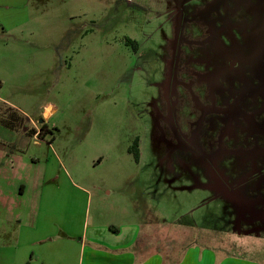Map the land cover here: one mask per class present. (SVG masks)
<instances>
[{
	"label": "rangeland",
	"instance_id": "374dc122",
	"mask_svg": "<svg viewBox=\"0 0 264 264\" xmlns=\"http://www.w3.org/2000/svg\"><path fill=\"white\" fill-rule=\"evenodd\" d=\"M0 82L19 134L52 131L0 164V264H80L125 221L176 260L264 264V0H0Z\"/></svg>",
	"mask_w": 264,
	"mask_h": 264
},
{
	"label": "crops",
	"instance_id": "0c3cea01",
	"mask_svg": "<svg viewBox=\"0 0 264 264\" xmlns=\"http://www.w3.org/2000/svg\"><path fill=\"white\" fill-rule=\"evenodd\" d=\"M6 102V101H5ZM45 118H49L50 113L44 111ZM30 119V118H29ZM46 119L41 123H46ZM35 120L31 119L30 122L35 124ZM8 134L0 138L3 148L0 147V164L3 160L10 158L14 155L17 165L13 169V175H19L20 166L23 167L24 161L22 155L19 153L23 151L31 141V138L37 136H30L26 132H14L7 128ZM48 136V135H47ZM42 139V138H41ZM52 140V139H51ZM9 142L10 151L6 149L5 143ZM51 144V141L49 142ZM8 155H7V154ZM13 153V154H12ZM12 154V155H11ZM0 165V175L2 170ZM22 176V175H19ZM13 177V176H12ZM11 184V183H10ZM5 182V185H10ZM25 191V185L22 184L21 192ZM0 184V204L11 208L14 204L13 196L8 193ZM109 226V227H107ZM138 224L131 221L123 223H112L110 225L95 224V227L83 235V240L79 249V263L80 264H236L233 260H223L218 262L215 256L211 253L204 251L199 254L194 248H188L185 256L176 260L175 253L167 254L159 249L161 248L160 237L159 243L155 246L150 240H145V235L141 231ZM150 237V235H146ZM142 238H144L142 240ZM89 242V244H87ZM170 249V248H169ZM171 252V251H170ZM167 254V255H166ZM213 260V261H210ZM215 259V260H214ZM240 264V263H238Z\"/></svg>",
	"mask_w": 264,
	"mask_h": 264
},
{
	"label": "trees",
	"instance_id": "16d2710c",
	"mask_svg": "<svg viewBox=\"0 0 264 264\" xmlns=\"http://www.w3.org/2000/svg\"><path fill=\"white\" fill-rule=\"evenodd\" d=\"M126 41L127 43L132 44L134 48H137L138 43L136 40H133L130 37H126ZM0 86H1V82H0ZM5 105L6 107L3 106V108L8 110L9 113H7L8 114L7 115L6 113H2V111H0V124H3L10 130L19 132L22 129V127L24 128V124L27 125L28 121H30L29 118L25 114L21 113L14 106H11L8 103H6ZM33 127L28 128L26 131V133H28V135L30 136L40 134L42 135L40 137L43 139L45 138L46 135L51 134L52 132L51 129L48 127L47 123L41 124L40 130ZM129 152L133 154L136 161L140 160V155H141L140 138L138 136L134 139L132 145L129 147Z\"/></svg>",
	"mask_w": 264,
	"mask_h": 264
},
{
	"label": "flooded vegetation",
	"instance_id": "af4514ba",
	"mask_svg": "<svg viewBox=\"0 0 264 264\" xmlns=\"http://www.w3.org/2000/svg\"><path fill=\"white\" fill-rule=\"evenodd\" d=\"M235 66H236V63L233 64V67L232 68H235Z\"/></svg>",
	"mask_w": 264,
	"mask_h": 264
}]
</instances>
